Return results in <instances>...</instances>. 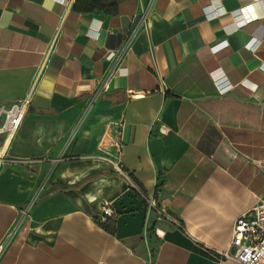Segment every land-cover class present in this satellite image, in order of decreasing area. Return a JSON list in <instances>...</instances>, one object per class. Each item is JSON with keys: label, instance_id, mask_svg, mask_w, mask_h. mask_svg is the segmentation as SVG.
I'll use <instances>...</instances> for the list:
<instances>
[{"label": "crops", "instance_id": "crops-1", "mask_svg": "<svg viewBox=\"0 0 264 264\" xmlns=\"http://www.w3.org/2000/svg\"><path fill=\"white\" fill-rule=\"evenodd\" d=\"M80 1L0 0V104L31 93L0 135V264H241L218 250L264 196V0Z\"/></svg>", "mask_w": 264, "mask_h": 264}, {"label": "built area", "instance_id": "built-area-1", "mask_svg": "<svg viewBox=\"0 0 264 264\" xmlns=\"http://www.w3.org/2000/svg\"><path fill=\"white\" fill-rule=\"evenodd\" d=\"M152 1L153 0H151L150 3ZM149 12L150 5L143 8V10L138 14L136 28L132 34L127 37L126 43L120 51L119 57L130 48L134 32L141 28L145 29L149 19ZM121 71V62L119 59H116L105 79L95 89L92 95V103L101 95V92L108 87L111 78ZM225 77L226 76L223 75L217 78L216 82L221 84ZM227 87L228 86H221L220 89L221 91H225ZM30 102L31 93H28L26 96L14 100L9 104H0V118H2V122L0 124V135H5L4 145L8 143L9 139L21 126ZM122 147L123 144L121 138L112 140V143L109 144V149L106 150L105 158L115 168L117 173L122 174L128 179L130 186L144 198L148 208L156 210L158 213L163 215L164 211L159 207L156 197L149 196L143 192V190L131 177L130 172L125 168L121 158ZM60 159L61 157H57L54 161L58 162ZM8 161L14 162L15 160L8 159L6 151L0 149V164ZM34 201L35 200L31 199L22 209L24 215L29 214V207ZM100 209L103 212L104 220L107 216L114 214L112 205L106 201L102 203ZM174 221L180 225L177 220L174 219ZM218 254L222 259L234 260L241 264H264V196H260L256 205L252 208L237 216L234 222L233 234L229 245L224 250H218Z\"/></svg>", "mask_w": 264, "mask_h": 264}, {"label": "trees", "instance_id": "trees-1", "mask_svg": "<svg viewBox=\"0 0 264 264\" xmlns=\"http://www.w3.org/2000/svg\"><path fill=\"white\" fill-rule=\"evenodd\" d=\"M118 0H81L80 5L84 11L102 10L113 11L116 10Z\"/></svg>", "mask_w": 264, "mask_h": 264}, {"label": "rangeland", "instance_id": "rangeland-1", "mask_svg": "<svg viewBox=\"0 0 264 264\" xmlns=\"http://www.w3.org/2000/svg\"><path fill=\"white\" fill-rule=\"evenodd\" d=\"M102 10H104V9H102Z\"/></svg>", "mask_w": 264, "mask_h": 264}]
</instances>
